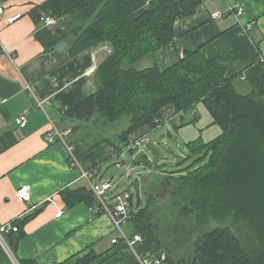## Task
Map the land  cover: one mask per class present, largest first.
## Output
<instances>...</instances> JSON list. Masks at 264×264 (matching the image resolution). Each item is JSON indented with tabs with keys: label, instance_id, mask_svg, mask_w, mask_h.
Listing matches in <instances>:
<instances>
[{
	"label": "trees",
	"instance_id": "obj_1",
	"mask_svg": "<svg viewBox=\"0 0 264 264\" xmlns=\"http://www.w3.org/2000/svg\"><path fill=\"white\" fill-rule=\"evenodd\" d=\"M129 3L130 0H47L31 12L39 24L43 13L58 20L53 29L43 27L37 33L47 52L70 43V56L74 58L103 43L112 47L96 70L97 92L63 115L65 121L79 123L72 126L73 134L84 129L83 124L98 128V132L91 133L92 143L84 139L71 141L77 158L104 143L122 151L115 141L129 146L130 137L138 131H154L165 125L166 107L173 106L175 114L184 117V113L203 103L222 134L208 143L198 140L187 145L188 155L177 170L165 171L170 180L169 192L165 199L157 200L158 204L152 194L153 198L148 197L143 204L139 197L140 185L145 188L141 179L136 203L132 193L128 224L133 235L142 237L139 252H165V264H264V60L260 58L229 78L225 65L204 58L198 49L185 51L183 58L166 69L162 70L155 60L154 66L137 70V63L147 57L156 58L174 43L176 20L194 15L199 3L152 0L139 15L132 13ZM239 81H246L250 91L240 92ZM124 116L130 117L126 130L113 138L102 135L101 129ZM129 153L137 156V149ZM132 162L135 167L164 170V165L162 169L152 165L146 155ZM149 186L152 189L155 182ZM66 194L70 206L96 204L92 191ZM164 218H169L187 251L175 245L170 251L165 248L160 233L166 225L158 221ZM15 225L18 232L9 234L7 242L16 254L26 232L21 221ZM96 258L97 254L90 253L77 264H90ZM20 263L33 264L24 260ZM0 264H12L3 250Z\"/></svg>",
	"mask_w": 264,
	"mask_h": 264
},
{
	"label": "crops",
	"instance_id": "obj_2",
	"mask_svg": "<svg viewBox=\"0 0 264 264\" xmlns=\"http://www.w3.org/2000/svg\"><path fill=\"white\" fill-rule=\"evenodd\" d=\"M45 1L0 0V6L5 9L0 17V100H6L0 104V227L22 222L26 236L15 254L19 261L77 264L87 254L95 253L97 258L90 264H140L141 242L131 247L122 240L108 213L96 214L95 205L85 202L70 206L66 194L91 191L82 170L97 169V183L112 182L114 178L106 176L107 168L115 158L129 152L131 145L116 140L122 151L109 143L98 145L80 157L79 165H73L65 144H50L47 140L52 123L61 128L79 125L65 121L63 115L97 92L95 73L112 47L103 43L74 58L70 56V43L45 51L37 38L40 28L44 27L43 21L37 23L31 14ZM151 1L130 0L132 13L141 14ZM194 1L199 3L195 14L180 18L174 24V43L161 50L156 58L146 61L147 57L137 63V70L154 66L155 60L162 70L166 69L183 58L185 51L198 49L204 58L225 65L229 78L247 70L260 58L264 60V0ZM240 8L243 13L238 17L236 12ZM16 13H23V18L9 24L7 19ZM217 14L222 16L214 20ZM248 24L252 26L244 32L242 27ZM197 105L206 108L203 103ZM195 114L197 121L192 124L186 113L184 117L176 115L173 106L163 109L166 124L171 122L178 132L184 133L186 145L198 140L208 143L222 134L221 127L209 132V127L219 125L208 109L199 127L201 117L198 111ZM21 116L27 120L24 128L16 122ZM83 126L84 129L69 137L70 142L76 139L93 142L91 133L98 132V128L91 124ZM112 126L101 129L102 135L113 138L121 133L109 131ZM194 128L200 135L195 133L197 137L193 139L189 134ZM150 132L144 128L133 134L130 141ZM115 165L121 168L119 162ZM134 167L132 164L131 169ZM23 185L31 187V203L17 198V190ZM60 212L62 215L58 218ZM122 230L132 237L129 224ZM114 239L118 242L113 243Z\"/></svg>",
	"mask_w": 264,
	"mask_h": 264
},
{
	"label": "rangeland",
	"instance_id": "obj_3",
	"mask_svg": "<svg viewBox=\"0 0 264 264\" xmlns=\"http://www.w3.org/2000/svg\"><path fill=\"white\" fill-rule=\"evenodd\" d=\"M150 59L151 57H149L146 61H150ZM237 88L240 92L250 91L249 85L246 82L242 81L237 82ZM193 110L190 111L191 114L188 111V115L186 113V116H188V118L191 119V123L194 124L195 121H197L195 120V112L198 111L199 117H201L199 119V127L200 124H203L205 120H203V114L207 112V109L203 105H197V107ZM129 124L130 117L124 116L116 124H113L109 131L122 132L129 127ZM213 129H216V131L218 129L220 130V126L209 127V132H211ZM194 130L195 131L189 134L193 139L197 137L195 133L198 132V134L200 135V132L197 128H194ZM206 132L207 131L203 132L204 137L208 135ZM108 136L111 137V135ZM184 138V133L178 132V130L174 128V124L169 122L168 124L160 126L158 129L145 134L143 137H139L137 139L129 141V146L131 145L129 150L132 148L137 149V156L146 155L147 159L151 162L152 165H158L161 169L164 165V170L157 169L156 171H153L151 169V166L147 167L145 165L141 167H134L131 169L133 164V156L129 152H125L121 157L115 158L112 161L113 165L107 168V170L109 169V172L106 176L110 179L114 178V180H112V184L116 186L115 192L119 193L128 190L130 193H134V203H136V201L138 200V198L136 197L138 186L141 183V179H143L145 188L140 185L139 190V197L143 201V204L147 203V199L151 196V194L154 197L153 198L151 196L155 200V204H158V202H160L157 201L158 199H165V197L168 196L167 194L169 192L170 185V180L168 179L169 175L165 173V171L171 172L177 170V165L188 155V147L185 144L186 140ZM116 161L120 163L121 168H117V166L115 165ZM110 174H112L111 177H109ZM154 182L155 186H153L151 189L149 185ZM167 219L169 218L158 220L162 221V223L164 222V225H166L163 227L160 233L162 242L166 244L165 248L167 250L169 249L170 251V249L172 250L171 246L175 245L181 251H187L186 246L183 244V241L178 235V232L175 230V227L172 224H169Z\"/></svg>",
	"mask_w": 264,
	"mask_h": 264
},
{
	"label": "built area",
	"instance_id": "obj_4",
	"mask_svg": "<svg viewBox=\"0 0 264 264\" xmlns=\"http://www.w3.org/2000/svg\"><path fill=\"white\" fill-rule=\"evenodd\" d=\"M243 10L240 8L237 10V16H241ZM5 14L4 7L0 6V17ZM23 13H16L10 16L7 19L9 24L15 23L21 18H23ZM221 14H217L213 17L214 20L218 19ZM42 21L45 28H53L58 24V20L54 17L48 16L47 14H42ZM251 24H248L246 27H242L243 31L246 32V29L251 28ZM245 75L243 76V79ZM6 103V100L1 101L0 104ZM17 124L24 128L27 124V120L24 116L19 117L16 120ZM73 134L72 127L61 128L55 123H52V130L47 134V140L50 144L61 142L65 144L67 147V151L69 153V159L72 161L73 165H79V159L76 156V147L71 144L69 141V137ZM98 175V170H82V177L89 182L90 190L93 192L96 198V204L93 208L96 214L100 212L108 213L115 224L116 230L121 233V238L124 242L128 243L131 247H134L139 242L142 241V237L140 235H132V237H128L125 232L122 230L129 223L131 219V198L132 193L128 190L116 193L115 186L112 182L105 181L101 183H97L95 181L96 176ZM17 198L21 202L31 203L32 201V192L31 187L29 185H23L20 189L17 190ZM62 213L57 214V217H61ZM15 222L8 223L6 225H2L0 227V244L3 251L9 257L12 264H21L11 247L9 246L6 237L13 233L18 232V228L15 225ZM118 239H114L113 243H117ZM167 254L162 252L157 255H141L139 258L140 264H165L167 260Z\"/></svg>",
	"mask_w": 264,
	"mask_h": 264
}]
</instances>
